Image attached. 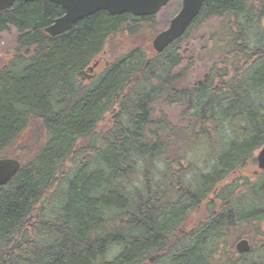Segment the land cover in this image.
I'll list each match as a JSON object with an SVG mask.
<instances>
[{"label": "trees", "instance_id": "obj_1", "mask_svg": "<svg viewBox=\"0 0 264 264\" xmlns=\"http://www.w3.org/2000/svg\"><path fill=\"white\" fill-rule=\"evenodd\" d=\"M62 13L47 0L0 12V33H16L0 63V158L20 161L0 187V264H264V170L239 174L264 143V0H204L162 52L127 47L90 80L108 39L155 15L97 11L46 33ZM212 17L224 45L190 82L180 44Z\"/></svg>", "mask_w": 264, "mask_h": 264}, {"label": "rangeland", "instance_id": "obj_2", "mask_svg": "<svg viewBox=\"0 0 264 264\" xmlns=\"http://www.w3.org/2000/svg\"><path fill=\"white\" fill-rule=\"evenodd\" d=\"M181 0H170L166 6H164L155 16L152 24L142 25V30L136 34L131 35L127 33H117L115 36H112L108 39L106 46L103 51L94 59L93 63L90 65L91 70L88 72V80L94 77V74L98 73L101 69L104 68L114 57L120 54L127 47H131L136 44H142L146 46H151L153 37L159 32L165 29L169 20L174 16L180 7ZM223 20L222 18L212 17L206 22H204L201 27L191 36L189 39L181 42L180 46H183L184 49V60L182 62V68L189 74L188 79L190 82H193L196 79H199L204 72L209 69V66L213 64L219 58V51L224 45V41L220 40L219 37L223 34ZM16 33L13 29H10L7 32L0 33V63L5 61L15 49ZM187 60V61H186ZM154 113L157 115L161 111H164L168 120L173 121L176 124L180 123L179 119V109L175 105H164L161 103H156L153 106ZM107 117V116H106ZM34 130L32 136L38 134L42 130L40 127L32 123L31 127ZM29 139H27L28 141ZM19 143V141H17ZM179 145H184L180 139L176 140V147ZM189 145V144H188ZM184 145V146H188ZM175 146L173 148H176ZM177 149V148H176ZM257 151L254 153V157L257 154ZM198 150L192 151L191 154H196ZM174 153V152H173ZM200 154L198 152L197 156ZM257 164L249 163L244 167L239 174H245L253 176V173L257 172ZM206 209L204 203L200 210L191 211L189 213L187 222L185 223L186 227L195 225L199 218L202 216V213L205 214ZM204 216V215H203ZM202 216V218H203ZM246 238V237H241ZM237 242V241H236ZM235 242V243H236ZM235 243L233 247L235 248Z\"/></svg>", "mask_w": 264, "mask_h": 264}, {"label": "water", "instance_id": "obj_3", "mask_svg": "<svg viewBox=\"0 0 264 264\" xmlns=\"http://www.w3.org/2000/svg\"><path fill=\"white\" fill-rule=\"evenodd\" d=\"M17 0H0V12ZM32 2L38 0H21ZM63 10L44 31L51 36L59 35L71 29L78 20L105 11L111 15L130 13L134 16H149L157 13L169 0H47ZM204 0H181L177 13L170 19L168 26L159 31L152 39L155 52H162L169 44L180 38L199 14ZM257 167L264 170V143L256 154ZM20 168V161L14 157L0 158V187L10 181ZM235 249L239 253L248 252L250 244L247 238L238 240Z\"/></svg>", "mask_w": 264, "mask_h": 264}]
</instances>
